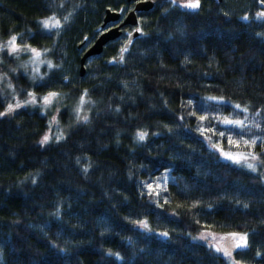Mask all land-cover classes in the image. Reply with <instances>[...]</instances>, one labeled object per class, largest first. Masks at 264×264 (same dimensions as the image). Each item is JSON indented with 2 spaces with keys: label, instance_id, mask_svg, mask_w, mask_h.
<instances>
[{
  "label": "trees",
  "instance_id": "16d2710c",
  "mask_svg": "<svg viewBox=\"0 0 264 264\" xmlns=\"http://www.w3.org/2000/svg\"><path fill=\"white\" fill-rule=\"evenodd\" d=\"M155 2L139 12L143 35L122 52L134 29L125 27L81 76L107 9L124 16L134 1L0 0V44L16 35L50 49L45 57L55 65L33 79L29 62L0 51V113L29 92L80 102L86 91L80 117H88L41 145L49 118L40 107L0 116V264H232L194 238L204 230L247 233L249 247L233 259L264 264V21L256 18L264 4L201 0L189 10ZM51 16L63 27L49 33L39 21ZM245 115L243 139L222 123ZM256 136L255 146L243 143ZM218 149L253 153L263 165L252 172Z\"/></svg>",
  "mask_w": 264,
  "mask_h": 264
},
{
  "label": "snow or ice",
  "instance_id": "6c2138e0",
  "mask_svg": "<svg viewBox=\"0 0 264 264\" xmlns=\"http://www.w3.org/2000/svg\"><path fill=\"white\" fill-rule=\"evenodd\" d=\"M171 4L173 5V7H181V8H185V9H189V10H198L201 8V0H184L183 3H179L178 0H170ZM259 2L261 4H264V0H259ZM62 6V5H61ZM124 10L121 9V12H123ZM225 15H227V13H225ZM256 18L258 20H262L264 21V11H260L257 12L256 14ZM65 20H67V17H64ZM243 19L247 20L248 17L245 16L243 17ZM39 25L42 27L43 30H45L46 32L52 33L55 32L56 30L60 29L63 27V25L61 24V22L55 18V16H51L47 19H44L42 21H39ZM136 32H139L141 35H143L142 30L137 27L135 29ZM56 34H58V32H56ZM129 37H131L132 33L128 34ZM264 35V34H261ZM85 39H87V37H85ZM18 37L16 35H12L10 37V39L6 42V44H0V51H4L6 50L7 53L9 55H13L16 53H19L21 51H25V52H29L32 54V61L34 63V68H33V72H34V76L33 79L37 78V75L39 73V64H47L48 68L51 69L53 67H55V65L52 64V62L50 60H43L41 59L42 56H44L47 52L51 51L50 49H44V50H38L37 48H33L31 47V45L29 44H18L17 43ZM122 52L127 51V46H125L122 50ZM123 56L120 57V63H123ZM25 67H27V65H25ZM15 71V70H13ZM39 79H43L42 76H39ZM65 79H67V77H65ZM9 88H12V84L9 82L8 85ZM27 95L30 97L29 100L25 101L26 104H36L37 102V97L35 95V93L29 92L27 93ZM87 95V92L85 91V93L80 97V103L76 108V113H77V121L80 122L81 120L84 123H88V117L87 116H83L80 117L79 113L82 111L83 105L85 103L84 97ZM59 97V93L57 92H49L47 95L43 96L42 102L44 106H48L51 105L53 100L57 99ZM208 99L210 100H216L218 102H224L223 101V97L217 98V97H209ZM189 104H191V101H189ZM22 105L17 102L16 104H11L9 103L7 105L6 111L3 113H0V116H4L7 115L9 113L14 112L17 108H20ZM235 109L240 110L241 113H248L249 109L247 107H241V105L239 104H235L233 106ZM117 111H119V109H117ZM194 114V113H193ZM257 116L260 115L259 112L256 113ZM206 116H201L200 119L204 120L206 119ZM181 119H183V117H181ZM248 120V116L245 115L244 119H228V118H224L222 120V123H224L225 125L230 126L233 129H240V135H241V139H243V130L248 128L249 125L246 124V121ZM256 128H260V124L259 123H255L253 125ZM201 132H203V129H199ZM169 131H171V129H169ZM148 133L145 131H138L136 133V138L138 140V142H143L145 141V139L147 138ZM219 135L221 137L224 136V132H220ZM60 139H63V136H57L56 140L57 142H59ZM261 139L259 136L253 137L249 140H243V143L246 146H255L257 140ZM50 137L49 135L45 134L43 136V138L39 141V143L41 145H45L49 142ZM228 143L229 144H233L236 143L235 141H233L232 136L229 135L228 137ZM213 147H218L217 145H213ZM221 151V154L228 160L233 161L234 163L240 164L241 162H243L244 167L248 168L249 170H251L252 172H256L257 171V167L254 163L250 162V161H254L257 160L258 157L253 154V153H248V154H237V155H233L230 152H224L222 149H218ZM77 163H79V159H77ZM83 171L85 173H87L88 169L84 168ZM33 183H35L36 181L33 180ZM145 186L149 189H152V184H148L146 183ZM151 194V192L149 193ZM158 195V193H157ZM245 207H247V205H244ZM57 216H59V211L56 214ZM136 224H138L140 227L144 228L145 230L150 231V229L148 228V224L147 221H136ZM161 236L167 237L168 233L164 232V233H160ZM200 239H208L207 235L202 234ZM213 239H215V237H213ZM221 243H209L208 247L209 248H213L215 250V252L217 253H222L224 257H227L230 261H232V264H240L239 261H236L233 259V250L235 249H247L249 247V242H248V234L247 233H229L226 237H222L221 238ZM109 256H116L118 259H122V257H120L119 253H113L111 251L108 252ZM260 253L257 252V256H259Z\"/></svg>",
  "mask_w": 264,
  "mask_h": 264
},
{
  "label": "rangeland",
  "instance_id": "374dc122",
  "mask_svg": "<svg viewBox=\"0 0 264 264\" xmlns=\"http://www.w3.org/2000/svg\"><path fill=\"white\" fill-rule=\"evenodd\" d=\"M179 3H183L184 0H178ZM9 40V39H8ZM4 41L1 44H6V42L8 41ZM18 44H20L17 41ZM22 45V44H21ZM26 53L25 51H21L19 53L13 54V55H17L18 56V63H20V65H26L28 62L30 65H32L31 68V74L32 77L34 76V72H33V68H34V63L32 61V54L30 53L29 59L28 58H24L22 54ZM41 59L46 60L45 55L41 57ZM44 64H39V73L37 75L38 79L39 76L44 77L47 73L43 72L42 70V66ZM48 67V66H47ZM48 94V93H47ZM41 95V96H36L37 97V102L36 104H26L25 101L29 100L30 97L27 96L26 99L22 100L18 97L13 98V100L10 102L11 104H16L17 102H19L22 106L21 107H25V106H30L31 108L33 107H40L42 109V112L46 113L48 115L49 118V128L47 131V135H49L50 137V141H56L57 136H60L63 134V132H65L66 128L69 127L70 125H73L74 123L77 122V113H76V108L79 105V101H75L73 99H71L68 95H59V97L55 100H53L51 105L48 106H44L43 102H42V97L47 95ZM36 95V94H35ZM18 109V108H17ZM6 109L3 111L5 112ZM13 113V112H12ZM12 113H9L7 115H10ZM79 115H81L79 113ZM64 121H67V124L64 125ZM233 155H237V154H247L244 152H230ZM222 157L224 159H226L223 155ZM228 160V159H226ZM230 161V160H229ZM233 162V161H232ZM252 163H254L257 167V170H259L261 168V166L263 165L262 161L258 158L257 160L254 161H250ZM240 164H243V162H241ZM207 235L208 239H200L201 235ZM228 234H217V233H212L208 230H204L201 231L200 233H198L197 235L194 236V238L196 240H200L202 242H205L207 244L209 243H221V238L222 237H226ZM213 237H215V239H213ZM236 250V249H235ZM233 250V252L235 251ZM222 254V253H221ZM223 255V254H222Z\"/></svg>",
  "mask_w": 264,
  "mask_h": 264
},
{
  "label": "water",
  "instance_id": "95a60500",
  "mask_svg": "<svg viewBox=\"0 0 264 264\" xmlns=\"http://www.w3.org/2000/svg\"><path fill=\"white\" fill-rule=\"evenodd\" d=\"M135 2L134 8L126 13L124 16L120 11H113L107 9L106 15L104 17V22L102 28L105 29L96 41L86 49L82 58L80 66V75L84 76L86 74V61L92 56H97L103 53L106 45L110 42L118 39L124 31L125 27H133L134 29L130 32L131 37L128 35V39L125 42L127 48L130 47L132 41L136 39L140 33L136 32L135 29L139 25V12H148L155 6V0H130ZM217 2H223L224 0H216ZM117 23L114 26L107 27L109 23ZM129 34V33H128Z\"/></svg>",
  "mask_w": 264,
  "mask_h": 264
}]
</instances>
